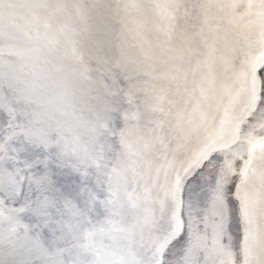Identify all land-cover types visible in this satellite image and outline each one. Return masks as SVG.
Instances as JSON below:
<instances>
[{
  "label": "snow or ice",
  "instance_id": "1",
  "mask_svg": "<svg viewBox=\"0 0 264 264\" xmlns=\"http://www.w3.org/2000/svg\"><path fill=\"white\" fill-rule=\"evenodd\" d=\"M4 19L0 264H264V0Z\"/></svg>",
  "mask_w": 264,
  "mask_h": 264
},
{
  "label": "bare ground",
  "instance_id": "2",
  "mask_svg": "<svg viewBox=\"0 0 264 264\" xmlns=\"http://www.w3.org/2000/svg\"><path fill=\"white\" fill-rule=\"evenodd\" d=\"M17 23H23V21H21V20H19V18H17ZM0 29L4 30L5 32H7L9 30L14 31V29H10L7 19H4V20L0 21ZM3 71L7 72L8 68L4 67Z\"/></svg>",
  "mask_w": 264,
  "mask_h": 264
}]
</instances>
